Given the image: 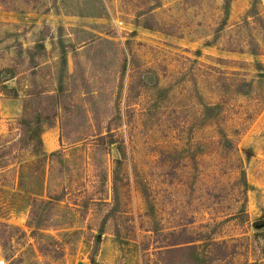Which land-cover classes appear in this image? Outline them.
Returning <instances> with one entry per match:
<instances>
[{"label":"rangeland","instance_id":"obj_1","mask_svg":"<svg viewBox=\"0 0 264 264\" xmlns=\"http://www.w3.org/2000/svg\"><path fill=\"white\" fill-rule=\"evenodd\" d=\"M91 261L264 264V0H0V262Z\"/></svg>","mask_w":264,"mask_h":264},{"label":"trees","instance_id":"obj_2","mask_svg":"<svg viewBox=\"0 0 264 264\" xmlns=\"http://www.w3.org/2000/svg\"><path fill=\"white\" fill-rule=\"evenodd\" d=\"M228 6V4L226 3V7ZM149 29H151V27H149ZM91 264H94V262L93 261H91Z\"/></svg>","mask_w":264,"mask_h":264},{"label":"built area","instance_id":"obj_3","mask_svg":"<svg viewBox=\"0 0 264 264\" xmlns=\"http://www.w3.org/2000/svg\"><path fill=\"white\" fill-rule=\"evenodd\" d=\"M0 264H3V262H0Z\"/></svg>","mask_w":264,"mask_h":264}]
</instances>
